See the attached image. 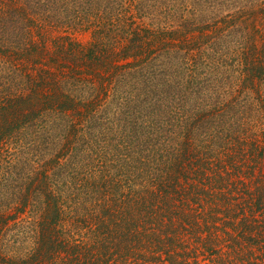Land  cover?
<instances>
[{
  "label": "trees",
  "instance_id": "16d2710c",
  "mask_svg": "<svg viewBox=\"0 0 264 264\" xmlns=\"http://www.w3.org/2000/svg\"><path fill=\"white\" fill-rule=\"evenodd\" d=\"M122 10L124 0H0V77H18L24 92L0 100V151L39 123L47 141L34 143L32 165L54 169L33 179L46 199L37 247L17 258L0 245V264H264V41L238 64L245 43L216 40L222 55L206 62L161 29H126ZM52 21L90 22L92 41L57 35L49 61L9 62L11 51L19 62L35 52L36 30ZM240 83L260 106L241 103ZM59 181L69 193L51 187ZM76 205L79 216L67 214ZM12 206L0 205V243Z\"/></svg>",
  "mask_w": 264,
  "mask_h": 264
},
{
  "label": "rangeland",
  "instance_id": "374dc122",
  "mask_svg": "<svg viewBox=\"0 0 264 264\" xmlns=\"http://www.w3.org/2000/svg\"><path fill=\"white\" fill-rule=\"evenodd\" d=\"M124 1H126V10H122V12H124L129 18L128 20L124 19L126 29L134 30L141 26L142 29L145 28L149 33L151 29H161L170 41L185 46L184 48L186 49L182 48V52L189 49V55L204 57L206 62L209 61L214 63L222 55L220 51L217 52V46L211 47L216 40H219L218 42H220L221 45H224V47L229 45L234 47L241 42L245 43L242 47H239L232 56L235 60L233 62L238 64L239 62L242 63L243 61H246L248 58L246 57L245 52L248 51L250 45L255 43L259 47L260 43L264 41V37L262 39L259 38V36L264 33V30L262 29L260 33L256 34L257 32L254 29L255 25L260 27L261 24L262 27V22L264 21L262 19V15L264 14V0H147L142 4L137 2L138 0H133V6H131L130 3L128 4L127 0ZM241 11L243 13H241ZM46 24H48V26H45V29L42 31L39 29L36 30L35 40L38 42L37 50L29 53L28 57L19 58L21 60L20 62L17 60L18 58H15V54L11 51V53L6 54H11L9 62L12 61L14 65L17 63L24 66H39V59L43 58L49 61L51 55L47 54V52L52 49V46L54 50V44L52 43L54 37L57 35H70L73 40L77 41L83 47H87L92 41L93 27L90 22V25L86 24L87 27L85 25H57L58 23L54 21L50 24L49 22H46ZM52 24L57 25V27L52 26ZM44 32L45 34H43ZM201 32L204 33L201 34ZM116 39L122 42L120 36ZM203 41H205V46L209 47L193 49L201 46ZM38 48L45 52H40ZM26 49L27 48H25V50ZM4 56L5 55L0 52V66L4 62ZM61 58L62 56L59 57V59ZM230 62L231 61H228V65L234 66V63ZM235 66H238L239 73L240 68L243 69L244 67V65ZM201 67L199 66V71L204 72L205 70ZM229 73L230 71L227 72V74ZM0 78V100L5 94L8 98L13 96L17 97L14 101H16V99L18 101L24 93L20 89V84L16 81L18 77L8 80L3 79L2 77ZM243 78H245V75ZM239 79L242 78L238 77V80ZM240 82H242V80ZM236 89L238 90L236 92L243 89V91L240 92L241 96L239 97L242 99L241 103L243 105L245 104L246 95H250L254 99L255 107L260 106L259 98L255 91L251 93L252 90L248 91V89L241 85V83L236 86ZM260 92L264 95V83L261 85ZM247 103L245 106H247ZM44 120L47 129H49L51 125L48 115L45 116ZM262 124L264 125V123ZM263 125H258L256 127L255 130L257 133L263 131ZM21 132L19 133L20 136L16 147L13 148L11 145L8 146L5 143H2L0 151V159L6 154V151H9L11 156L15 157L14 160H12V163H10V161L0 162V192H2L1 194L3 195V197L0 198V205L3 207L13 205V209L8 211L10 219L2 235L0 245L5 247L9 254L17 258H21V256L31 253L37 247V235H39V226L37 223L40 221V216L42 209L46 204V199L43 195L34 193L33 179L35 172H37L42 179L43 172L46 175L53 177L51 174L54 170H52L53 167L51 164V170L46 172L50 167V164L47 166L45 164V166L42 167L41 161H39V166L32 165L34 159L33 154L35 153L34 143L39 142L40 144L45 145V141H47V139L43 138V134L46 132L44 126L37 123L28 128L23 127ZM29 139L34 141L31 142ZM45 157L48 158L47 156ZM57 170L62 172L61 168H58ZM1 178H3L2 181ZM65 179L67 181V178ZM66 185L68 186L67 183ZM66 185L64 184V186H62L61 181H59L57 186L51 187L55 190L59 189L63 192L62 195H64L65 191L66 193H69L70 190ZM73 191H75V189H73ZM26 195L29 196L27 201L29 205H26L24 208L21 207L23 205H20L19 202H21V196L25 199ZM65 199L70 202V199H73V196L67 194L65 195ZM62 201L63 200H61V202ZM81 202L82 204L84 203L83 200H81ZM82 204L78 205L81 207ZM66 205H68V203H66ZM78 205L75 206L77 208L76 213L72 210L67 212V214H75V217L79 216L81 208Z\"/></svg>",
  "mask_w": 264,
  "mask_h": 264
}]
</instances>
